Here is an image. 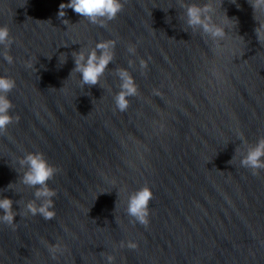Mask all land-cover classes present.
Wrapping results in <instances>:
<instances>
[{
    "label": "water",
    "instance_id": "95a60500",
    "mask_svg": "<svg viewBox=\"0 0 264 264\" xmlns=\"http://www.w3.org/2000/svg\"><path fill=\"white\" fill-rule=\"evenodd\" d=\"M121 2L101 28L70 8L64 24L59 5L70 0H0V26L15 41L12 64L0 46V76L16 81L9 98L20 116L0 135V199L17 213L35 200L36 188L21 183L28 153L59 169L48 182L55 218L0 223V264H108L107 255L115 264H264V170L240 166L264 137V45L253 8L248 0ZM193 4L211 6L223 38L188 26ZM107 40L116 42L114 60L100 83L81 88L72 53ZM120 68L139 91L123 113L113 100ZM146 185L154 193L147 228L126 214L129 195ZM45 242L59 244L55 260Z\"/></svg>",
    "mask_w": 264,
    "mask_h": 264
},
{
    "label": "clouds",
    "instance_id": "9594fccd",
    "mask_svg": "<svg viewBox=\"0 0 264 264\" xmlns=\"http://www.w3.org/2000/svg\"><path fill=\"white\" fill-rule=\"evenodd\" d=\"M248 3L253 8L254 18L259 24V27L254 30L256 37L261 45H264V23L257 20V14L264 15V0H248ZM69 8L84 19H87L90 23L105 28L108 22L116 19L118 14L123 11V3L121 0H70V3H61L59 5L58 17L62 19L64 24L69 23L66 19H63L66 16L65 10ZM210 11L211 6L209 4H205L203 7L196 4L187 6V24L192 28L200 27L213 40L223 38L225 36L223 28L211 24L209 21L207 14ZM14 42L9 28L7 26H0V46H3L4 49L2 56L8 64L14 63V58L10 55ZM115 46L116 42L114 40H107L97 43L91 51L82 49L79 52L72 53L75 67L71 75H80L81 88L84 85L95 86L100 83L109 64L114 60ZM128 51L135 54L136 47L129 46ZM66 60L67 55L62 53L59 56V64H65ZM139 63L141 69L148 67L147 61L144 59H141ZM26 67L31 68V63H27ZM116 75L119 77L120 83L119 91L114 95L113 100L115 108L123 113L130 107L129 98L139 95L138 85L133 75L124 68L117 69ZM15 87L16 81L12 77L0 76V135H7L8 127L13 123H18L20 120L19 115L13 116L11 114L14 105L9 98V94ZM153 94L161 96L159 90H154ZM19 163L22 167L27 168L23 173L21 183L36 188L34 194L35 200L27 203L23 210L17 213L13 210V200L9 198L0 199V210H3L4 213L0 215V223L11 227L16 223L15 218L17 215L25 217L29 214L32 216L39 215L45 220L54 219L56 216L54 198L57 192L49 187L48 182L55 177L59 169L50 165L43 153H28ZM240 166L250 169L254 176L258 175L261 170H264V137H260L253 146L248 148L246 154L240 160ZM12 186L9 185V188ZM153 199L154 193L147 185L129 195L126 214L131 218V223H138L145 228L150 225V203ZM45 243L52 259L55 260L57 253L60 251L59 244ZM119 247L136 250L138 243L132 241L125 243L121 241ZM106 260L108 264H115L114 255H107Z\"/></svg>",
    "mask_w": 264,
    "mask_h": 264
}]
</instances>
